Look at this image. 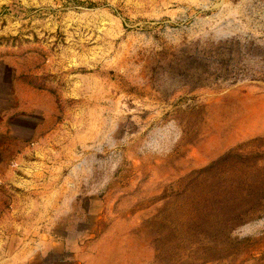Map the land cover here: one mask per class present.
I'll return each mask as SVG.
<instances>
[{
	"label": "rangeland",
	"instance_id": "obj_1",
	"mask_svg": "<svg viewBox=\"0 0 264 264\" xmlns=\"http://www.w3.org/2000/svg\"><path fill=\"white\" fill-rule=\"evenodd\" d=\"M0 264H264V0H0Z\"/></svg>",
	"mask_w": 264,
	"mask_h": 264
}]
</instances>
